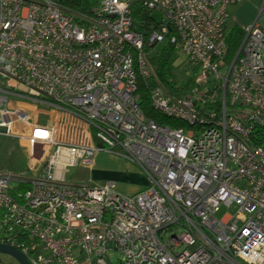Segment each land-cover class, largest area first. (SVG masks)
Listing matches in <instances>:
<instances>
[{
  "label": "built area",
  "instance_id": "built-area-1",
  "mask_svg": "<svg viewBox=\"0 0 264 264\" xmlns=\"http://www.w3.org/2000/svg\"><path fill=\"white\" fill-rule=\"evenodd\" d=\"M243 1L99 0L76 23L50 0H0V135L53 150L36 168H0V245L28 264H113L112 251L114 264H264V0L224 59L227 9ZM135 2L160 15L156 29L137 30ZM163 45L186 93L154 76ZM138 80L175 125L144 115ZM55 110L97 146L57 141ZM97 153L135 166L144 188L65 181Z\"/></svg>",
  "mask_w": 264,
  "mask_h": 264
},
{
  "label": "rangeland",
  "instance_id": "rangeland-1",
  "mask_svg": "<svg viewBox=\"0 0 264 264\" xmlns=\"http://www.w3.org/2000/svg\"><path fill=\"white\" fill-rule=\"evenodd\" d=\"M261 5L262 0H245L240 4L230 5L228 8L229 17L226 23V30L229 31L235 26L241 28L253 21L259 14ZM152 17L155 19V22H161L162 20L160 15L156 12H153ZM260 18L264 19V9L261 12ZM160 47L161 46H159L158 49ZM176 62H178V60ZM52 115V118H54L58 123L56 140L61 144L69 146H97L95 131L86 122L61 110H55ZM12 131L19 135H26V129L19 124L13 125ZM52 151V148H42L39 146H35L30 149L25 143L17 139L0 135V168H36V159L45 158V154L51 153ZM67 171L68 172L65 174L64 179L68 182L73 180V176H76L77 173H80L83 176L82 179L84 180L81 181L91 187H100L106 182L104 176L100 173L97 174V171H95L94 174H92V172H88V170H85L82 173L75 167L68 168ZM12 184L13 183H11V185ZM231 210L222 209L216 217L219 218L222 214H224V212H231ZM116 258L117 253L112 251L109 261L114 264L116 262ZM0 264H18V262L11 256L0 254Z\"/></svg>",
  "mask_w": 264,
  "mask_h": 264
},
{
  "label": "trees",
  "instance_id": "trees-1",
  "mask_svg": "<svg viewBox=\"0 0 264 264\" xmlns=\"http://www.w3.org/2000/svg\"><path fill=\"white\" fill-rule=\"evenodd\" d=\"M60 7L64 12L71 14L76 23L80 22L81 18H89L92 15V9L97 7L99 0H50ZM131 14L134 22L138 25V31L146 29L151 31L158 27V22L152 17L153 12L146 10L140 3L135 2L131 5ZM153 22V23H152ZM242 40V31L240 27H233L226 32V51L224 59L232 58L233 54L238 49ZM177 56L169 45H163L159 49H154L149 56V63L153 70L154 76L164 85L168 86L175 94L181 95L186 93L191 87V79L183 78L184 70L181 66L176 65ZM181 70V71H180ZM178 72V73H177ZM170 80V81H169ZM152 84V81H149ZM180 86V90L176 91L174 86ZM136 97L138 104L144 115L161 124H171L170 119L162 117L158 112L150 107L148 92L145 85L138 80Z\"/></svg>",
  "mask_w": 264,
  "mask_h": 264
},
{
  "label": "crops",
  "instance_id": "crops-1",
  "mask_svg": "<svg viewBox=\"0 0 264 264\" xmlns=\"http://www.w3.org/2000/svg\"><path fill=\"white\" fill-rule=\"evenodd\" d=\"M77 168L78 171L82 173L85 170L92 172V174L97 171V174L100 173L104 176L106 182H114L117 190L126 195H134L140 192L146 184L144 175L135 166L127 163L121 158L113 155L111 156L110 154L97 153L93 159L92 166L76 167V169ZM82 177L80 173H77L76 176H73V180H84Z\"/></svg>",
  "mask_w": 264,
  "mask_h": 264
},
{
  "label": "water",
  "instance_id": "water-1",
  "mask_svg": "<svg viewBox=\"0 0 264 264\" xmlns=\"http://www.w3.org/2000/svg\"><path fill=\"white\" fill-rule=\"evenodd\" d=\"M0 254H6L8 256H11L13 259H15L18 262V264H28L23 254L14 247L0 245Z\"/></svg>",
  "mask_w": 264,
  "mask_h": 264
}]
</instances>
